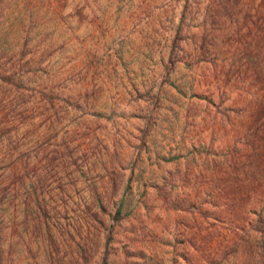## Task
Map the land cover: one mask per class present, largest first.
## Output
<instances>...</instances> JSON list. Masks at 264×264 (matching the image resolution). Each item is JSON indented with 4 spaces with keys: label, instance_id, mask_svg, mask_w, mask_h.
Masks as SVG:
<instances>
[{
    "label": "rangeland",
    "instance_id": "obj_1",
    "mask_svg": "<svg viewBox=\"0 0 264 264\" xmlns=\"http://www.w3.org/2000/svg\"><path fill=\"white\" fill-rule=\"evenodd\" d=\"M0 264H264V0H0Z\"/></svg>",
    "mask_w": 264,
    "mask_h": 264
}]
</instances>
